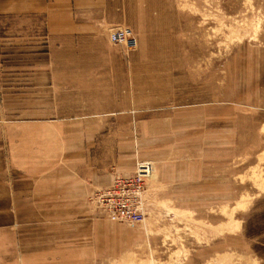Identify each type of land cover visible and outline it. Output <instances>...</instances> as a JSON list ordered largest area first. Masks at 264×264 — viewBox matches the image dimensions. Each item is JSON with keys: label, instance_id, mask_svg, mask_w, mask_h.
<instances>
[{"label": "rangeland", "instance_id": "obj_1", "mask_svg": "<svg viewBox=\"0 0 264 264\" xmlns=\"http://www.w3.org/2000/svg\"><path fill=\"white\" fill-rule=\"evenodd\" d=\"M113 5L136 46L111 43L115 60L91 67L117 71L106 80L130 108L98 128L92 153L105 172L151 167L141 222L103 214L95 194L106 186L84 194L90 213L132 228L111 263L264 264V0ZM1 231L2 264H26Z\"/></svg>", "mask_w": 264, "mask_h": 264}, {"label": "crops", "instance_id": "obj_2", "mask_svg": "<svg viewBox=\"0 0 264 264\" xmlns=\"http://www.w3.org/2000/svg\"><path fill=\"white\" fill-rule=\"evenodd\" d=\"M120 12L113 0H0V264L5 228L26 264H112L134 240L84 201L112 171L132 173L105 172L91 144L130 108L106 80L117 71L91 67L115 60Z\"/></svg>", "mask_w": 264, "mask_h": 264}, {"label": "built area", "instance_id": "obj_3", "mask_svg": "<svg viewBox=\"0 0 264 264\" xmlns=\"http://www.w3.org/2000/svg\"><path fill=\"white\" fill-rule=\"evenodd\" d=\"M107 40L129 50L136 46V39L130 27L118 26L107 32ZM150 163L137 161L133 172L117 174L111 183L95 194L103 214L127 224H135L144 219L145 181L148 178Z\"/></svg>", "mask_w": 264, "mask_h": 264}]
</instances>
